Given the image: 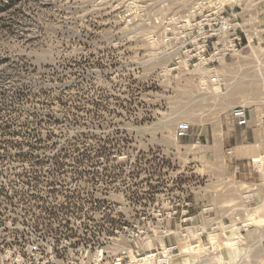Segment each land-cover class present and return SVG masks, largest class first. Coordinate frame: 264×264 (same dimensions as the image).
Listing matches in <instances>:
<instances>
[{
    "label": "rangeland",
    "instance_id": "obj_1",
    "mask_svg": "<svg viewBox=\"0 0 264 264\" xmlns=\"http://www.w3.org/2000/svg\"><path fill=\"white\" fill-rule=\"evenodd\" d=\"M155 1L0 0V264H264V0L212 68Z\"/></svg>",
    "mask_w": 264,
    "mask_h": 264
},
{
    "label": "built area",
    "instance_id": "obj_2",
    "mask_svg": "<svg viewBox=\"0 0 264 264\" xmlns=\"http://www.w3.org/2000/svg\"><path fill=\"white\" fill-rule=\"evenodd\" d=\"M236 1L156 0L157 9L167 14L160 17L163 30L152 34L154 43L163 47V53L171 56L177 67L183 62L187 68H212L223 63L250 42L235 11ZM231 118L237 125H246V108H233ZM187 129L188 125L179 126L178 134H186Z\"/></svg>",
    "mask_w": 264,
    "mask_h": 264
},
{
    "label": "bare ground",
    "instance_id": "obj_3",
    "mask_svg": "<svg viewBox=\"0 0 264 264\" xmlns=\"http://www.w3.org/2000/svg\"><path fill=\"white\" fill-rule=\"evenodd\" d=\"M255 159H257L258 161H261V158L260 157H257V158H255ZM249 220H251V223L252 222H256L257 220H252L251 218H249ZM227 237H229V236H227ZM235 238L236 237H233V238H231V239H228V240H225L224 241V245L225 246H232V245H234L235 244ZM183 255L185 256L186 255V251H181L180 253H178V254H169V253H167V251H166V253H165V255H164V258H162L161 259V261L162 262H179L180 260H183L182 258H183ZM163 257V256H162ZM163 259H164V261H163ZM182 262V261H181ZM170 264V263H169Z\"/></svg>",
    "mask_w": 264,
    "mask_h": 264
}]
</instances>
